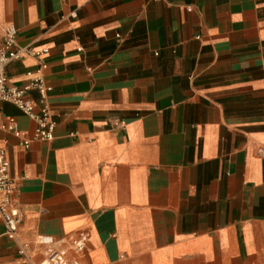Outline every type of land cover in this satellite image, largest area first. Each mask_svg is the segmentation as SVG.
<instances>
[{
    "label": "crops",
    "instance_id": "0c3cea01",
    "mask_svg": "<svg viewBox=\"0 0 264 264\" xmlns=\"http://www.w3.org/2000/svg\"><path fill=\"white\" fill-rule=\"evenodd\" d=\"M8 24L48 49L57 124L25 148L3 125L35 120L0 100L22 212L17 239L0 216V264L80 231L83 264H264V0H0V47Z\"/></svg>",
    "mask_w": 264,
    "mask_h": 264
},
{
    "label": "built area",
    "instance_id": "2783aa9c",
    "mask_svg": "<svg viewBox=\"0 0 264 264\" xmlns=\"http://www.w3.org/2000/svg\"><path fill=\"white\" fill-rule=\"evenodd\" d=\"M18 29L14 24L4 27L3 43L0 47V100L15 104L36 122L31 137H22L21 130L14 118H11L3 128L22 138V144L29 148L33 140L49 141L54 138L56 121L48 102L52 87L47 83L44 71L47 68L45 55L48 49H35L31 46L17 44ZM33 56L37 59L36 72L29 71V81L18 86L10 84L7 76V66L11 61ZM36 90L39 100L27 97V93ZM126 122L116 119L114 127L122 128ZM18 183L9 169L7 151L0 149V216L6 227V235L10 239H17V232L22 221V212L17 200ZM89 232L80 231L76 234L56 238L51 234H39L35 244L39 248L40 261H34V248L27 242L18 243V252L22 260L28 264H83L81 255L86 251Z\"/></svg>",
    "mask_w": 264,
    "mask_h": 264
}]
</instances>
